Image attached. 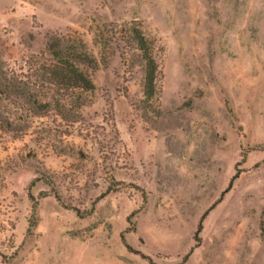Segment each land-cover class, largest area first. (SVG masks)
I'll use <instances>...</instances> for the list:
<instances>
[{
	"label": "rangeland",
	"instance_id": "374dc122",
	"mask_svg": "<svg viewBox=\"0 0 264 264\" xmlns=\"http://www.w3.org/2000/svg\"><path fill=\"white\" fill-rule=\"evenodd\" d=\"M0 264H264V0H0Z\"/></svg>",
	"mask_w": 264,
	"mask_h": 264
},
{
	"label": "trees",
	"instance_id": "16d2710c",
	"mask_svg": "<svg viewBox=\"0 0 264 264\" xmlns=\"http://www.w3.org/2000/svg\"><path fill=\"white\" fill-rule=\"evenodd\" d=\"M132 37L141 51L144 60V96L146 99H152L156 95V80L160 73L153 55L154 43L152 40L146 38L138 28L132 29ZM47 49L54 60V64L48 68L51 75V84L63 90L80 89L88 91L94 88L90 78L78 66L82 64L93 67L96 63L80 38L71 35L67 37L50 35L48 37ZM230 185L231 180L229 182ZM90 212L91 210L84 212L83 215H88ZM201 229V224H199L196 229L195 246H197L200 239L198 235ZM143 257L150 261V258Z\"/></svg>",
	"mask_w": 264,
	"mask_h": 264
}]
</instances>
